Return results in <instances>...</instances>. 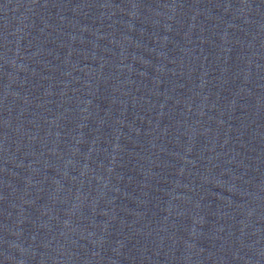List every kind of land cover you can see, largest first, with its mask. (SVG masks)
Returning <instances> with one entry per match:
<instances>
[{
    "label": "water",
    "instance_id": "obj_1",
    "mask_svg": "<svg viewBox=\"0 0 264 264\" xmlns=\"http://www.w3.org/2000/svg\"><path fill=\"white\" fill-rule=\"evenodd\" d=\"M0 264H264V0H0Z\"/></svg>",
    "mask_w": 264,
    "mask_h": 264
}]
</instances>
